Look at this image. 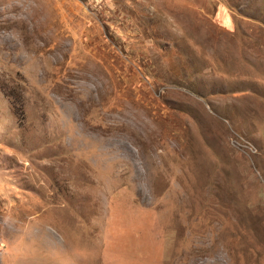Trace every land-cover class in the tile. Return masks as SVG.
Returning <instances> with one entry per match:
<instances>
[{
  "label": "rangeland",
  "instance_id": "1",
  "mask_svg": "<svg viewBox=\"0 0 264 264\" xmlns=\"http://www.w3.org/2000/svg\"><path fill=\"white\" fill-rule=\"evenodd\" d=\"M0 264H264V0H0Z\"/></svg>",
  "mask_w": 264,
  "mask_h": 264
},
{
  "label": "crops",
  "instance_id": "2",
  "mask_svg": "<svg viewBox=\"0 0 264 264\" xmlns=\"http://www.w3.org/2000/svg\"><path fill=\"white\" fill-rule=\"evenodd\" d=\"M219 16H220V18L223 19V21H224L225 23H229V22H228V18H227L228 16H226L224 13H223V14L220 13Z\"/></svg>",
  "mask_w": 264,
  "mask_h": 264
}]
</instances>
